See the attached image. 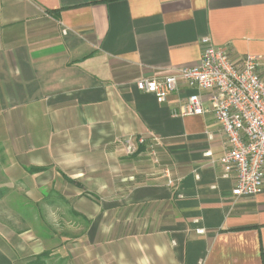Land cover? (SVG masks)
<instances>
[{"label":"crops","instance_id":"obj_1","mask_svg":"<svg viewBox=\"0 0 264 264\" xmlns=\"http://www.w3.org/2000/svg\"><path fill=\"white\" fill-rule=\"evenodd\" d=\"M203 37L264 59V0H0V198L17 183L37 208L0 222V264H264V183L233 196L213 112L172 114L200 91L135 86L199 64ZM127 137L144 138L132 156Z\"/></svg>","mask_w":264,"mask_h":264},{"label":"built area","instance_id":"obj_2","mask_svg":"<svg viewBox=\"0 0 264 264\" xmlns=\"http://www.w3.org/2000/svg\"><path fill=\"white\" fill-rule=\"evenodd\" d=\"M200 43L199 64L139 78L135 86L141 92L154 95L160 102H165L180 84L205 91L206 96L200 92L189 94L172 114L180 117L201 115L208 108L213 112L226 137L227 149L219 162L234 173L232 194L235 197L253 196L264 183V59L252 54L232 58L225 48L212 45L207 37ZM208 137L212 138V134ZM135 142L143 143L144 138ZM135 142L128 147V153L137 151ZM204 155L211 157V152ZM153 158L157 162V157ZM173 183L168 174V184Z\"/></svg>","mask_w":264,"mask_h":264},{"label":"rangeland","instance_id":"obj_3","mask_svg":"<svg viewBox=\"0 0 264 264\" xmlns=\"http://www.w3.org/2000/svg\"><path fill=\"white\" fill-rule=\"evenodd\" d=\"M47 120H40L39 121V129L37 131V134L39 133V135H33L34 130L38 128V123H34V124H29V129H30V135H29V140L25 141V143H31L37 140V138H41V132L45 129V124H46ZM35 134V133H34ZM38 136V137H37ZM137 140V139H136ZM133 137H127L124 140V145H125V152L128 156H132V154L128 153V147L132 146L133 143L136 141ZM31 153V152H30ZM152 155V154H151ZM158 159V158H157ZM17 160V161H15ZM21 160L20 157V153L19 152H10V156L7 157L6 161L8 162V164L10 165H14L15 162H19ZM152 160H154V158H152ZM159 159L157 160V162L153 161V165L154 167H156L159 164ZM10 169L15 170V165L14 167H6L5 170L9 171ZM32 169H36V167L34 168H30L29 170ZM1 177V176H0ZM13 185V183H12ZM60 190V189H59ZM78 190H81L80 187H78ZM21 192V186L19 184V186L14 185V188H8L7 187V192L5 193V195H7V198H0V222L5 223L6 226H10L12 227L14 230H18L22 227H26L27 223L31 222L32 220H35L34 218H36L37 216V208H31V209H27L26 207V201L23 200V198L20 197L19 193ZM68 193V186L67 184H64V186L61 188V193L65 194ZM79 192V191H78ZM52 201H57L55 199H48L46 202H48V204L52 203ZM50 209L47 210H40V213H46V221L48 222L50 227H57V223L59 221V214H57L59 211L56 212V214H51L50 213ZM48 215V216H47ZM34 228H36V225H33Z\"/></svg>","mask_w":264,"mask_h":264},{"label":"trees","instance_id":"obj_4","mask_svg":"<svg viewBox=\"0 0 264 264\" xmlns=\"http://www.w3.org/2000/svg\"><path fill=\"white\" fill-rule=\"evenodd\" d=\"M144 144V143H143ZM142 143H139V145H143ZM34 264H36V263H34Z\"/></svg>","mask_w":264,"mask_h":264}]
</instances>
